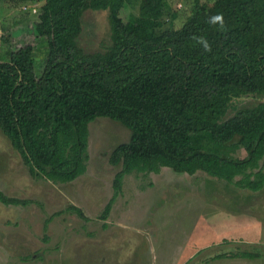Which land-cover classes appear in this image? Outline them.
Instances as JSON below:
<instances>
[{
  "label": "trees",
  "instance_id": "1",
  "mask_svg": "<svg viewBox=\"0 0 264 264\" xmlns=\"http://www.w3.org/2000/svg\"><path fill=\"white\" fill-rule=\"evenodd\" d=\"M1 1L37 4L32 23L47 40L40 72L33 43L0 55V129L31 175L61 183L82 175L88 124L106 116L130 137L109 154L120 168L101 217L133 171H203L264 189V0H193L179 25L173 0ZM129 4L137 7L134 19ZM89 8L108 10L103 49L79 44ZM216 14L223 29L208 22ZM248 96L260 99L249 103ZM0 201L26 203L1 190Z\"/></svg>",
  "mask_w": 264,
  "mask_h": 264
},
{
  "label": "rangeland",
  "instance_id": "2",
  "mask_svg": "<svg viewBox=\"0 0 264 264\" xmlns=\"http://www.w3.org/2000/svg\"><path fill=\"white\" fill-rule=\"evenodd\" d=\"M192 3L171 2L178 12L175 25ZM37 6L0 0V55L33 43L40 72L48 46L32 23ZM125 12L134 19L137 7L129 4ZM107 15V9L83 12L78 41L86 50L109 44ZM88 129L86 171L65 183L31 175L0 129V190L26 201H0V264H264V189H241L203 171L128 173L101 217L120 168L109 154L129 139L130 130L106 116ZM242 251L255 255L243 257Z\"/></svg>",
  "mask_w": 264,
  "mask_h": 264
},
{
  "label": "clouds",
  "instance_id": "3",
  "mask_svg": "<svg viewBox=\"0 0 264 264\" xmlns=\"http://www.w3.org/2000/svg\"><path fill=\"white\" fill-rule=\"evenodd\" d=\"M208 22L210 24H213V25L218 24L221 29H223V27H224V19H223V15L222 14H216V15H213V16L209 17ZM198 42L200 44H202V46L204 47V49L206 51L210 50V45L208 44V42L205 39L199 38Z\"/></svg>",
  "mask_w": 264,
  "mask_h": 264
},
{
  "label": "built area",
  "instance_id": "4",
  "mask_svg": "<svg viewBox=\"0 0 264 264\" xmlns=\"http://www.w3.org/2000/svg\"><path fill=\"white\" fill-rule=\"evenodd\" d=\"M32 11H35V8H33Z\"/></svg>",
  "mask_w": 264,
  "mask_h": 264
}]
</instances>
